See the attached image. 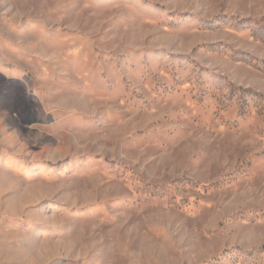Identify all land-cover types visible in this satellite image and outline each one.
<instances>
[{
  "label": "rangeland",
  "instance_id": "obj_1",
  "mask_svg": "<svg viewBox=\"0 0 264 264\" xmlns=\"http://www.w3.org/2000/svg\"><path fill=\"white\" fill-rule=\"evenodd\" d=\"M0 264H264V0H0Z\"/></svg>",
  "mask_w": 264,
  "mask_h": 264
}]
</instances>
